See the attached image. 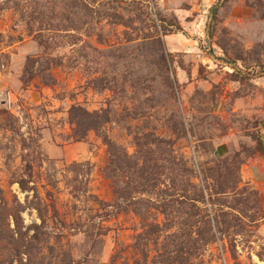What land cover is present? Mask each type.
I'll use <instances>...</instances> for the list:
<instances>
[{
  "label": "rangeland",
  "instance_id": "rangeland-1",
  "mask_svg": "<svg viewBox=\"0 0 264 264\" xmlns=\"http://www.w3.org/2000/svg\"><path fill=\"white\" fill-rule=\"evenodd\" d=\"M0 264H264V0H0Z\"/></svg>",
  "mask_w": 264,
  "mask_h": 264
},
{
  "label": "trees",
  "instance_id": "trees-1",
  "mask_svg": "<svg viewBox=\"0 0 264 264\" xmlns=\"http://www.w3.org/2000/svg\"><path fill=\"white\" fill-rule=\"evenodd\" d=\"M220 7H221V3L219 2L210 11L208 32H207L208 38H210L212 36L213 30H214L215 25H216L217 15H218V11H219ZM21 185H22V187H24L23 184H21Z\"/></svg>",
  "mask_w": 264,
  "mask_h": 264
}]
</instances>
